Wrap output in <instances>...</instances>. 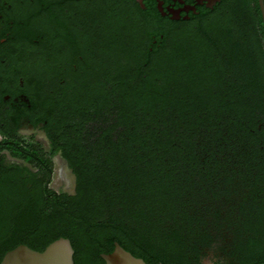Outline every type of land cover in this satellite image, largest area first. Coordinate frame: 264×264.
Here are the masks:
<instances>
[{
  "label": "trees",
  "instance_id": "trees-1",
  "mask_svg": "<svg viewBox=\"0 0 264 264\" xmlns=\"http://www.w3.org/2000/svg\"><path fill=\"white\" fill-rule=\"evenodd\" d=\"M146 4L29 0L22 12L32 107L2 111L4 77L0 262L63 236L75 264H106L115 242L148 264H192L200 243L228 240L234 264L264 263L259 0H220L180 21ZM24 118L32 135L18 131ZM57 155L73 192L50 186Z\"/></svg>",
  "mask_w": 264,
  "mask_h": 264
},
{
  "label": "flooded vegetation",
  "instance_id": "flooded-vegetation-1",
  "mask_svg": "<svg viewBox=\"0 0 264 264\" xmlns=\"http://www.w3.org/2000/svg\"><path fill=\"white\" fill-rule=\"evenodd\" d=\"M32 1V0H31ZM142 9H147V0H137ZM159 14L170 20H189L192 14H198L204 9H212L219 2L215 0H155ZM29 0H0V82L5 80L7 92L4 94L5 104L2 109H20L22 102L32 107L31 99L23 91L25 75L21 73L19 62L23 50V44L16 32L21 23L22 12L26 9ZM26 51V50H25ZM28 51V50H27ZM25 52L27 56L24 63V70L32 74L34 55L31 51ZM23 54V56H25ZM0 115L2 112L0 111ZM7 116V115H6ZM1 117V116H0ZM23 125L18 128L21 134L27 131L35 132L27 118H24ZM0 137L2 135L0 134ZM232 242L213 241L210 244H201L198 255L193 257L192 264H234L236 260L231 246Z\"/></svg>",
  "mask_w": 264,
  "mask_h": 264
},
{
  "label": "water",
  "instance_id": "water-1",
  "mask_svg": "<svg viewBox=\"0 0 264 264\" xmlns=\"http://www.w3.org/2000/svg\"><path fill=\"white\" fill-rule=\"evenodd\" d=\"M259 5L264 21V0H259ZM74 254L71 240L61 236L48 244L44 250H36L26 244H20L7 251L0 264H75ZM102 257L106 264H148L143 258L125 249L119 242H115L112 252L103 253Z\"/></svg>",
  "mask_w": 264,
  "mask_h": 264
},
{
  "label": "rangeland",
  "instance_id": "rangeland-1",
  "mask_svg": "<svg viewBox=\"0 0 264 264\" xmlns=\"http://www.w3.org/2000/svg\"><path fill=\"white\" fill-rule=\"evenodd\" d=\"M31 133L32 131H27L24 134L30 135ZM36 141H46V138L42 132L37 133ZM53 162V176L50 186L57 191L73 192L75 187V180L66 161L61 156L57 155L53 158Z\"/></svg>",
  "mask_w": 264,
  "mask_h": 264
}]
</instances>
